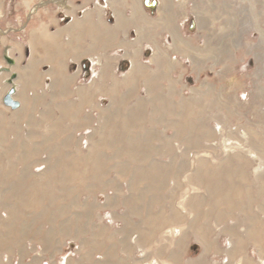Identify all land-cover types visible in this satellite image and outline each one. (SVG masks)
<instances>
[{"label": "crops", "instance_id": "0c3cea01", "mask_svg": "<svg viewBox=\"0 0 264 264\" xmlns=\"http://www.w3.org/2000/svg\"><path fill=\"white\" fill-rule=\"evenodd\" d=\"M144 1L0 0V264H203L249 243L246 185L218 177L221 193L186 194L182 217L153 210L160 174L203 187V159L192 172L175 159L203 143V78L223 74L196 17L203 0Z\"/></svg>", "mask_w": 264, "mask_h": 264}, {"label": "rangeland", "instance_id": "374dc122", "mask_svg": "<svg viewBox=\"0 0 264 264\" xmlns=\"http://www.w3.org/2000/svg\"><path fill=\"white\" fill-rule=\"evenodd\" d=\"M195 1L191 0L192 3ZM202 6L203 11L196 13V17L203 16V34L211 36L213 46L208 48L214 53V58H220L217 68H221L223 77L209 74L203 78V143L192 144L191 154L195 157L183 160L178 156L175 163L184 162L182 166L192 172L196 163L203 159V187L196 185L194 179L190 180V174H160L153 180L154 185H162L166 190L162 191L164 195H160L159 200L151 202L156 214H168V205L173 204L175 206L172 207L182 217L186 194L202 192L205 200L209 195L215 197L221 193L216 188V183H220L218 177L225 183L232 181L241 187L254 188V197L247 198L249 202L255 201L251 202L255 218L253 222L251 217L245 224L242 222L240 232L245 233V225L254 229L249 231V243L241 245L243 253L233 257L224 252L209 253L203 255V264H264V0H203ZM25 16L17 15L16 18L19 21ZM194 20L187 22L194 24ZM208 89L211 92L206 95ZM183 149V144L176 143V151ZM160 161L168 162L169 159L161 158ZM213 168L226 174H211ZM98 178L100 181L106 177ZM122 182H126L125 178ZM178 182L183 186L175 197L173 189ZM233 190L224 187L222 193H237ZM102 193L81 191L80 198L94 200L101 198ZM238 194L239 198H246L242 196L244 192ZM239 218L244 219L242 214H237L224 224L233 225L239 222ZM210 225L215 228L212 236H218L223 224L217 227L211 222ZM183 227L184 223L180 224L179 230ZM163 234L160 232L161 239ZM229 235L218 236L224 251L233 245V238ZM194 255L195 251L190 250L185 257Z\"/></svg>", "mask_w": 264, "mask_h": 264}, {"label": "water", "instance_id": "95a60500", "mask_svg": "<svg viewBox=\"0 0 264 264\" xmlns=\"http://www.w3.org/2000/svg\"><path fill=\"white\" fill-rule=\"evenodd\" d=\"M144 3H145L146 6H150V7H153L155 5V1L145 0ZM3 101H4L5 104H7V105H9L11 107H16L17 106V102L15 100H13L10 95H6L3 98Z\"/></svg>", "mask_w": 264, "mask_h": 264}, {"label": "bare ground", "instance_id": "6f19581e", "mask_svg": "<svg viewBox=\"0 0 264 264\" xmlns=\"http://www.w3.org/2000/svg\"><path fill=\"white\" fill-rule=\"evenodd\" d=\"M217 126H218V125H217ZM218 127H219V126H218ZM218 127H217V128H218Z\"/></svg>", "mask_w": 264, "mask_h": 264}]
</instances>
